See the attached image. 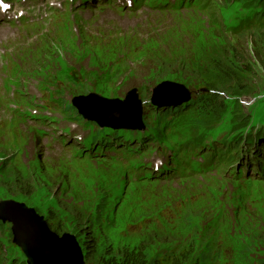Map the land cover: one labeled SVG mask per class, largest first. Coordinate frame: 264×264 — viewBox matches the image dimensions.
I'll use <instances>...</instances> for the list:
<instances>
[{
  "label": "rangeland",
  "instance_id": "obj_1",
  "mask_svg": "<svg viewBox=\"0 0 264 264\" xmlns=\"http://www.w3.org/2000/svg\"><path fill=\"white\" fill-rule=\"evenodd\" d=\"M10 1L13 2L11 11L20 10L22 6L25 10L35 6L36 14L38 7L45 10L47 3H57V11L54 12L56 17L68 14L66 4L69 3L76 19L100 23L108 15L111 24L119 20L122 25L131 29L150 33L149 43H155L158 37L161 42L169 43L172 36L181 33L188 39L187 33L196 23L197 26L191 32L211 38L218 52L236 49L240 52L238 60L246 71V78L236 83H221L219 87L224 86L230 90L227 93H223L215 85L218 98L214 99L236 93L228 98L230 101L224 102V105L237 103L232 110L225 109L222 112L221 115L226 120L215 119L216 105L204 112L197 109V113H194L195 124L201 123L211 129L224 120L233 128L235 138L239 136L254 140L255 135L259 134L258 142H264V32L240 36L224 34L215 29L208 17L201 14L191 16V12L178 15L139 8L135 13L127 11L116 14V19L107 11L104 0H89L86 4L90 8L85 9H81L83 0ZM11 15L15 18L13 12ZM25 16L10 23L11 19L0 10V74L3 76V84L6 83L7 86V101L4 102V111L0 110V202L8 199L23 202L45 216L52 225L59 226L58 233L61 235L73 234L87 256L88 264L102 260L111 249L120 250L140 245L146 247L154 256L162 247L176 246L179 251H186L189 244L195 245L196 249L213 250L217 258L212 264H264V174H243L240 163L237 164L235 172L232 173L233 167L224 172L223 167H227L230 164L228 163L222 167L213 166L207 169L203 177L195 176V172H183L175 178L181 179L168 182H126L118 168L107 160H99L96 166L88 167L91 150L82 152L76 162H71L76 147L73 143H77L82 134H86L85 124L72 122L49 102L57 98V93H54L56 88L53 86L56 81L64 82V88L67 87L66 95L70 100V94L89 91L107 98H120L128 89L136 86L140 89V96L145 103L152 95L153 86L156 88L163 83L175 84L176 86L171 87L179 91L185 80L193 79L190 74L195 71L179 65L173 59H168L166 63L161 62L158 67L156 58L152 59L153 57L149 58L148 54H144L148 50L158 54L162 48L166 49L167 45L158 43L156 51L147 45L143 49L142 57L136 56L125 66L112 65L111 68H120L117 80L112 72L108 73L109 80L98 79L96 75L94 78L90 73L94 68L98 67L100 72V67H107L115 53L117 57V51L112 44H108L106 52L100 51L104 27L100 29L98 36H81L73 43L58 37H46L49 38V47H44L37 54L34 52L32 59L17 70V75L24 84L18 87L9 85L13 83L14 77L11 75V68L3 66L8 55L5 47L17 45L20 36L4 33V30L10 26L15 29L25 25L28 22ZM146 23L147 26L155 25L160 35L156 36L158 33L151 30L145 31ZM166 31L170 35L165 37ZM151 39L153 42H150ZM183 45L187 47V43L183 42ZM170 49L171 46L169 51ZM59 62L65 64V70L77 73L82 85H71L64 80L55 67ZM80 66L83 67L81 71L74 69ZM196 71L202 74L203 71L207 72L202 69ZM43 77L46 80L37 83V79ZM217 78L220 80L221 76L218 75ZM48 81L51 86L45 85ZM29 82L31 83L26 89ZM190 89L196 91L199 88ZM13 97L17 102L12 100L11 106L7 102ZM17 103L24 112L17 110L15 117L11 109ZM46 103L49 104L47 108L44 107ZM45 114L54 116L55 119L42 117ZM38 129L45 131L40 138L36 137L39 134ZM213 136L217 137L215 141L222 138L217 132ZM213 136L209 137V142L213 140ZM92 142L89 134L87 144ZM99 176V189L93 184L91 188H86L89 179ZM23 177L27 179L23 181ZM91 193L94 198L89 196ZM136 197H139L138 200ZM143 197L147 198L148 203H142ZM94 203L101 205L104 215L111 219L117 218L120 224L126 225L125 230L120 232L119 226L115 224L111 232L106 222L100 229L99 222L91 223L90 219L88 221L87 215L89 216ZM151 214L154 215L153 218L148 219ZM103 219L105 220V216ZM130 224H140L139 232H130ZM9 229L10 223L0 222V264H15L19 261L17 257L23 255L21 249L13 243V235ZM203 230L208 236L219 231L227 245L219 247V240L202 244L200 235ZM61 235L59 236H64ZM89 245L91 248H88ZM89 249L99 254L93 256L88 253ZM102 252L103 256L100 255ZM196 254L199 255V252ZM8 255H14L11 261ZM189 264L194 263L190 261Z\"/></svg>",
  "mask_w": 264,
  "mask_h": 264
},
{
  "label": "water",
  "instance_id": "obj_2",
  "mask_svg": "<svg viewBox=\"0 0 264 264\" xmlns=\"http://www.w3.org/2000/svg\"><path fill=\"white\" fill-rule=\"evenodd\" d=\"M180 85V84H179ZM171 86L175 84L163 83L154 89L152 104L162 105L168 103L184 102L189 98V93H185L183 86H180L182 93L179 94L177 89ZM127 101L129 107V99L131 95L137 97L135 91L129 93ZM101 98L106 104H98L96 99ZM99 101V100H98ZM118 107L119 103L116 99H105L97 94L90 93L89 95L77 96L73 100L74 106L79 109V112L86 118H95L99 124L112 122L115 126L127 125L130 127H140L142 124V102H138L134 116L132 110L127 112L119 109L116 113L111 112L110 108L113 105ZM109 106V107H106ZM110 111L109 118H104L99 113H95L94 108ZM97 112V111H96ZM126 115V116H125ZM111 119V121H110ZM34 208L27 206L23 202H18L13 199H8L0 202V218L3 221L13 223L14 241L22 247L23 251L28 256L30 264H85L83 251L75 241V237L66 233L60 237L58 234L50 230L44 216L39 215Z\"/></svg>",
  "mask_w": 264,
  "mask_h": 264
},
{
  "label": "trees",
  "instance_id": "obj_3",
  "mask_svg": "<svg viewBox=\"0 0 264 264\" xmlns=\"http://www.w3.org/2000/svg\"><path fill=\"white\" fill-rule=\"evenodd\" d=\"M262 36H264V34ZM238 54H240V52L237 49L236 51H224V52H218L217 50H214L213 54H211L210 59L208 61L209 64L208 68H205L203 66L201 67V69H206L207 72L205 73L203 71L202 74L201 72L194 70L195 71L194 74H190V75L196 79L204 78L206 81L209 80V82L212 84V87L215 89V92L218 91L217 87H215V85H217L219 90L222 89L223 93L225 92L227 93L230 90L226 89V87L224 86L219 87L221 83L227 81V83L231 84L232 81L233 83H236L238 80L242 81L243 79L246 78V71L240 65V62L238 60ZM218 75L221 76L220 80L217 78ZM187 81H188L187 85L194 84L192 79H187ZM212 87L211 85L209 86V88ZM215 96H216L215 98H218L216 94ZM223 98L224 96L214 100L222 104ZM25 179L27 178L23 177V181ZM88 248H91V246L89 245ZM195 249H196L195 245H191V244L187 245L186 251L184 252L183 256L180 259H177L174 262L167 264H189L190 261H186V260H192V258L197 259L198 254L195 255ZM166 250L167 247H162L161 252H165ZM88 253L93 254V256L94 255L97 256L99 254L95 252V250L91 251V249H89ZM100 255L103 256L104 252H102V254ZM201 255L203 256L204 253L201 252ZM156 256H157L156 254L152 256L146 247L136 245L134 247H129L127 249H120V250L111 249L110 251H107V255L105 258H103L102 260H98L94 263L95 264H160Z\"/></svg>",
  "mask_w": 264,
  "mask_h": 264
},
{
  "label": "bare ground",
  "instance_id": "obj_4",
  "mask_svg": "<svg viewBox=\"0 0 264 264\" xmlns=\"http://www.w3.org/2000/svg\"><path fill=\"white\" fill-rule=\"evenodd\" d=\"M63 23H66L67 21H62ZM70 22H72V24L74 25V27L77 29V30H80V29H82L86 34H88L90 37H96V36H98L99 35V31H100V29L101 28H104L105 27V29L107 28V25H105V23H103V22H100V23H90V21L89 20H84V23L83 24H81V22H79V20L78 19H72V20H70ZM47 24H49V23H47ZM81 25H82V28H81ZM197 26V24L195 23L192 27H191V29L189 30V32L188 33H193V32H191L192 31V29H194L195 27ZM50 29H48L47 30V34H48V36H50V37H57V36H59V35H62L63 34V32H62V30H64V29H66V28H68V26L67 27H64L63 25H58V24H56V25H53V26H50L49 27ZM154 29H155V31L159 34L160 33V31H159V29H157L155 26H154ZM138 30V29H137ZM40 31V27H37V28H35V29H33V30H31V29H27L26 31H25V39H24V42H23V46H22V48L21 49H19V51H14L13 53H11L12 54V58H13V60L15 61L16 59L18 60V59H20V58H26V57H28L29 55H27V54H24V53H28V51H34V50H36L37 48H39L40 47V45H42V43H43V40H41L40 38V35H38V32ZM71 34L72 33H69V39H73V38H71ZM197 34V33H196ZM44 35V34H43ZM160 35V34H159ZM168 35H170L169 33H167V32H165L164 33V36L166 37V36H168ZM204 36H202L201 37V39L203 38ZM203 41V40H202ZM94 43L96 42V41H93ZM150 42H153V40L151 39L150 40ZM154 42H155V40H154ZM164 42V41H163ZM162 42V44L161 45H163V44H165V45H167V47L166 48H169L170 47V44L169 43H163ZM95 44H97V43H95ZM117 47L119 48L120 47V44H117ZM192 47V46H191ZM105 48V49H104ZM192 49H193V51H195L196 52V49L194 48V47H192ZM101 50H105L104 52H106L107 50H108V44L107 43H102L101 44V47H100V51ZM127 50H124L122 53H117V56H119V55H123L125 52H126ZM91 52V51H90ZM103 51H101V53H104ZM92 53V52H91ZM17 54V55H16ZM115 55H116V53H115ZM164 57V55L162 54V58ZM111 62H110V64L107 66V67H104V68H109V67H111L112 65H117L116 64V62H114L113 60H110ZM161 62H165L164 60H161V61H159V60H157L156 61V64H157V66L158 67H160L161 66ZM58 70H64V66H62V67H60ZM68 71V70H67ZM90 73H92V74H94V75H96V76H98L99 75V71H98V67H96V68H94V70H93V72H90ZM122 75H123V73H121ZM116 78V80H117V77H115ZM187 80L184 82L185 84H187ZM45 85H47V86H51L50 85V82L48 81V82H46L45 83ZM53 86L54 87H56V81H54V83H53ZM151 92H153V91H151ZM54 93H56V92H54ZM181 93H182V91H181ZM129 95L130 94H123L122 95V97H120V98H113V99H116V100H118V102L119 103H122V104H120V105H118V107L115 105V103H114V105H113V107L112 108H110V110H112L111 112H113V113H116V115H118V113H117V111L119 110V109H122V110H125V109H123L122 107H126L127 108V112L128 111H130V110H132V113H133V115L135 116L136 115V112H137V108L135 107L136 105H137V103L138 102H142L144 99L142 98V97H134V96H132L131 95V99H129V107H128V104H127V101H128V98H129ZM85 96V95H84ZM153 96L151 97V99H150V102H151V100H153ZM12 100H17V99H15V97H13V98H10L9 100H8V103H11V101ZM97 101V103L98 104H106V103H104V101H102V99L101 98H99V99H96ZM99 100V101H98ZM7 101V95H6V89H5V86H4V84H3V76H1V74H0V110H1V112H3L4 111V102H6ZM151 104V103H150ZM168 105L169 106H179V105H183V103L182 102H179V103H168ZM106 107H109V106H107L106 105ZM94 110H95V113H99L100 115H102L104 118H109L110 117V115H109V113H111L110 111H108V112H106L104 109H98V106L97 107H95L94 108ZM97 111V112H96ZM126 116V115H125ZM110 121H111V119H110ZM88 122H90L91 124H95V123H97L98 121L95 119V118H88ZM114 126L115 125H113V123L112 122H109V123H105V124H101L100 125V127L105 131V132H109V131H112L113 130V128H114ZM239 136H237L236 138H238ZM249 137H251V136H249ZM124 140V139H123ZM116 142V141H115ZM124 143H126V142H119V143H117V144H115L114 146H117V145H120V144H124ZM177 166H179V165H175L174 167H173V169H176L177 168ZM155 171V170H154ZM167 174H168V172H167ZM155 175V174H154ZM152 182H156V180H152ZM93 200V199H92ZM37 214V213H36ZM49 226V225H48ZM49 228H50V230H51V227L49 226ZM149 230V229H148ZM172 230H174V228H172ZM161 251H162V248H160V256H161ZM200 254V253H199ZM199 257V256H198ZM161 258V257H160ZM186 261H191L192 263H194V264H201L202 263V260L201 259H195V260H186ZM204 261H205V259H204ZM163 262V261H162ZM160 263V264H163V263Z\"/></svg>",
  "mask_w": 264,
  "mask_h": 264
}]
</instances>
